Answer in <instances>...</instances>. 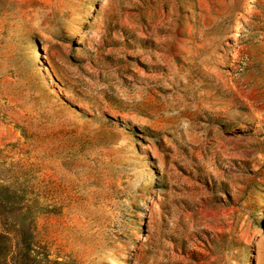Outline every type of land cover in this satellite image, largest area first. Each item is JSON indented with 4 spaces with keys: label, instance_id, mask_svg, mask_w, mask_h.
<instances>
[{
    "label": "rangeland",
    "instance_id": "374dc122",
    "mask_svg": "<svg viewBox=\"0 0 264 264\" xmlns=\"http://www.w3.org/2000/svg\"><path fill=\"white\" fill-rule=\"evenodd\" d=\"M0 264H264V0H0Z\"/></svg>",
    "mask_w": 264,
    "mask_h": 264
},
{
    "label": "trees",
    "instance_id": "16d2710c",
    "mask_svg": "<svg viewBox=\"0 0 264 264\" xmlns=\"http://www.w3.org/2000/svg\"><path fill=\"white\" fill-rule=\"evenodd\" d=\"M1 253V252H0ZM0 258H1V254H0Z\"/></svg>",
    "mask_w": 264,
    "mask_h": 264
}]
</instances>
